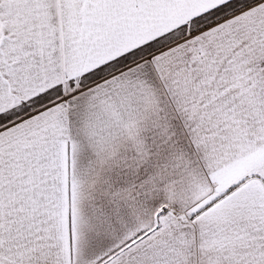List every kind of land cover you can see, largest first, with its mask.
Returning a JSON list of instances; mask_svg holds the SVG:
<instances>
[{"label": "snow or ice", "instance_id": "obj_1", "mask_svg": "<svg viewBox=\"0 0 264 264\" xmlns=\"http://www.w3.org/2000/svg\"><path fill=\"white\" fill-rule=\"evenodd\" d=\"M0 264H264V0H0Z\"/></svg>", "mask_w": 264, "mask_h": 264}]
</instances>
